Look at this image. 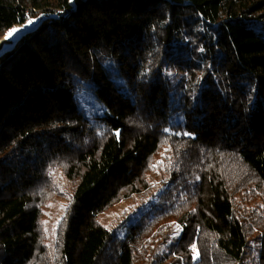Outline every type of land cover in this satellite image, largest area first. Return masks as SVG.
Listing matches in <instances>:
<instances>
[{
  "label": "trees",
  "instance_id": "obj_1",
  "mask_svg": "<svg viewBox=\"0 0 264 264\" xmlns=\"http://www.w3.org/2000/svg\"><path fill=\"white\" fill-rule=\"evenodd\" d=\"M29 21L0 56V264H264V0H0V39Z\"/></svg>",
  "mask_w": 264,
  "mask_h": 264
},
{
  "label": "rangeland",
  "instance_id": "obj_2",
  "mask_svg": "<svg viewBox=\"0 0 264 264\" xmlns=\"http://www.w3.org/2000/svg\"><path fill=\"white\" fill-rule=\"evenodd\" d=\"M36 22H32L28 25L20 26L21 30H30L34 29L36 26ZM108 65H112L111 62L108 63ZM117 73V71H116ZM117 79L120 80L118 74ZM64 86L70 87V84L68 82L63 81ZM81 97L79 96L81 107L82 109L87 113V115H97L99 113H102L103 109L101 105L96 101L95 95L92 93L91 89H86L85 87L81 88ZM99 112V113H98ZM60 180L62 184H65L68 188H65L66 191L71 190L72 186L68 185L66 179L63 176H60ZM67 207V200L65 197H60L53 202H51L44 210V217L42 219V225L41 232L45 236H55V233L58 229L57 224L61 221L63 218V215L65 213V209ZM127 206L121 205L116 210L111 211L107 215H105L102 218L103 223H105L108 227H115L117 225L118 220L122 217L124 212L126 211ZM142 214V210L135 212L132 214L128 220L126 225H130L132 223H136L139 215ZM53 227V228H50ZM181 234V228L178 225L174 224L173 231H172V238H178ZM171 238V237H170ZM164 246L161 248L163 250ZM195 252L198 253V249L194 247ZM196 257L198 258V254H196ZM170 264V262H169Z\"/></svg>",
  "mask_w": 264,
  "mask_h": 264
},
{
  "label": "water",
  "instance_id": "obj_3",
  "mask_svg": "<svg viewBox=\"0 0 264 264\" xmlns=\"http://www.w3.org/2000/svg\"><path fill=\"white\" fill-rule=\"evenodd\" d=\"M14 29H18V31L14 32L7 39L5 38L7 35L0 39V56L11 51L16 46L19 35L27 32V30H21L20 27Z\"/></svg>",
  "mask_w": 264,
  "mask_h": 264
},
{
  "label": "snow or ice",
  "instance_id": "obj_4",
  "mask_svg": "<svg viewBox=\"0 0 264 264\" xmlns=\"http://www.w3.org/2000/svg\"><path fill=\"white\" fill-rule=\"evenodd\" d=\"M29 23H32V21H29ZM16 31H18V29H12L8 34H7V36L5 37L6 39L8 38V37H10L14 32H16Z\"/></svg>",
  "mask_w": 264,
  "mask_h": 264
}]
</instances>
